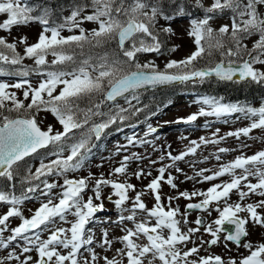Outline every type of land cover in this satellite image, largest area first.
I'll list each match as a JSON object with an SVG mask.
<instances>
[{
    "label": "snow or ice",
    "instance_id": "obj_1",
    "mask_svg": "<svg viewBox=\"0 0 264 264\" xmlns=\"http://www.w3.org/2000/svg\"><path fill=\"white\" fill-rule=\"evenodd\" d=\"M257 5H264V0H212L207 8L201 0H195L194 7L204 13L202 17L189 19L188 36L193 40L195 51L180 61L166 62L161 70L151 61L138 62L139 54L160 53L162 42L154 31L158 18L171 22L180 17H191L188 7L177 3V0H168L167 7L172 9L171 13L166 11L163 0H91V14L81 18L88 5H77L62 24L55 26L44 5L37 9L23 4L22 0H0V14L7 16L0 22V30L10 33L13 26H26L33 22L43 26L37 42L27 45L26 37L20 38L19 42L25 45L23 55L17 52L15 42H8L0 36V78L18 77L15 80L0 79V203L9 206L0 212V234L11 233L0 240V249H8L13 242H18L19 247V254L15 249L8 252L0 259V264L8 261H17L18 264H80L84 252L90 253V257H84V264H97L95 247L107 250L112 242L107 231L102 234L100 242H96L89 225L99 219L98 213L109 211L105 202H110L119 212L115 223L132 222L133 227L122 228L125 234L118 240L123 246L116 250V256L102 257L103 264H154L157 260L159 264H264V243L254 245L247 241L249 233L245 227L250 221L264 227V217L258 211L264 210V199L243 203L250 195L264 198V150L252 156L241 154L233 161L221 164L209 175H205L209 169H200L196 172V177L200 178L197 183L225 175L231 179L213 184L206 190L179 192L175 197L169 196L167 204L161 197L162 183L177 188L168 169L175 168L180 173L182 169L176 166L177 161L195 154L201 144H217L224 137L217 139V133H213L212 138L200 137L199 143L190 141L187 150L177 155L168 152L167 158L172 163L158 168V174L143 191H136V186L128 182V161L142 159L136 153L123 157L119 166L107 176L101 174L96 178L91 172L79 178L67 175L77 173L85 166L95 146L93 137L99 141L105 130L113 125L122 131L119 125L144 111L146 105L137 106L141 89L172 83H203L212 78L233 84L249 81L264 84V71L254 67L264 65V16L257 12ZM225 12L231 13L230 23L213 29L210 22ZM84 21L93 22L97 27L86 31L80 27ZM64 29L69 32L77 29L79 34L63 36ZM161 31L169 33L172 29L161 26ZM253 34H258L259 38L248 50L242 41ZM110 44H114L118 51L109 53L105 50L94 58L83 54L85 48L94 50ZM214 53L219 54L218 59H212ZM49 55L53 57L50 62L47 60ZM205 57L208 63L199 66V61ZM24 59L33 60L34 67H23ZM50 65L55 68L51 69ZM33 73L41 77L36 85L27 78ZM11 89L23 90L24 100L18 99ZM57 89L58 94L54 95ZM119 98L127 107L118 103ZM29 99L30 103L25 104L24 101ZM195 103L201 106L197 112L174 123L190 124L201 116L219 119L243 113L246 118L258 119H253L247 127L229 132L228 136L239 139L247 137L254 129H264V106L254 108L226 103L222 97L215 96L199 97ZM105 107L108 109L106 112L103 110ZM42 110L50 111L63 130L54 131L52 125L42 130L35 115ZM11 113H16V116H11ZM94 117L101 119L96 121ZM75 130H80L79 136ZM157 131L149 124L144 135ZM127 140L132 146L148 143L135 135ZM40 149L50 151L45 154V159L40 160L35 171L21 164ZM226 151L225 148L218 149L219 153ZM49 156L55 159H47ZM164 159V156L160 157L161 161ZM215 159L219 161L220 155ZM237 169L241 171L237 173ZM132 175L140 180L152 176V173L141 168ZM250 177L257 182L252 183ZM18 178L21 187L17 194ZM186 179L193 180L194 177L187 176ZM105 188L110 189L107 195L104 194ZM130 192L135 195H129ZM147 192L154 199L151 208L142 200ZM234 192L238 200L232 202L231 194ZM37 195L44 197V201L30 218H25L20 206ZM180 198L198 199L199 202L187 203L181 213L179 208L171 205L173 200ZM196 211L205 215L197 216L191 222L195 226L184 231L181 223L188 225L189 215ZM213 212L217 217L207 219ZM240 213H247V216L242 217ZM138 214H143L139 222ZM178 215L183 217L182 221L176 218ZM69 216L74 219L69 220ZM12 217H19L22 222L9 229L8 222ZM164 229H167L166 236ZM45 232L49 234L42 239ZM197 233L201 237L198 242L193 240ZM221 233L224 241L232 242L237 250H247L248 254L239 253L238 259L230 256L227 260L220 255L201 256L204 245L208 249L217 245ZM204 235L209 239L204 240ZM141 237L147 243H137ZM189 242L193 247L187 248ZM224 247L228 248L227 243ZM33 251L37 254L35 258L27 255Z\"/></svg>",
    "mask_w": 264,
    "mask_h": 264
},
{
    "label": "rangeland",
    "instance_id": "obj_2",
    "mask_svg": "<svg viewBox=\"0 0 264 264\" xmlns=\"http://www.w3.org/2000/svg\"><path fill=\"white\" fill-rule=\"evenodd\" d=\"M203 3L206 7L210 6L212 0H203ZM264 5H257V12L264 16ZM92 12H82L81 18L83 16L89 15ZM71 14V13H70ZM68 14L66 17H68ZM7 18L6 15L0 14V22H3ZM230 19L228 17H216L213 19L210 24L213 29H218L223 24H229ZM159 26L170 27L172 31L170 32V40L169 46L165 48L163 52L160 54L156 53H144L139 55L138 62L146 63L153 62L158 69H163L166 62L170 60L180 61L187 56H189L193 51H195V45L193 44V40L188 36V30L190 27L189 20H180L174 22H167L164 25V22L160 20ZM80 27L85 29L86 31H91L96 28L97 25L93 22L84 21L80 24ZM43 26L30 23L26 26H13L11 32H5L0 30V36L5 37L8 42H15L17 44V52L23 55V49L25 47L24 44H21L20 38L26 37V44L31 45L37 42L40 33L42 32ZM79 31L74 29L73 32H69L67 29L62 31L63 36H69L72 34H78ZM258 34H254L252 37H248L244 40V44L251 50L253 44L258 39ZM175 48V51L172 49ZM53 59L52 56H48L47 60L50 62ZM23 66L25 68L31 69L34 67V62L31 59H24ZM258 71H264V65H255L254 66ZM18 77H11L6 80H15ZM33 85H36L38 80L41 77H38L36 74H31L27 77ZM10 91H15L18 99L24 100L23 90L11 89ZM57 92L54 93L58 94ZM46 98V97H45ZM191 98V97H190ZM188 97H183L178 99L176 106L170 107L169 109L162 111L155 118H153L149 124L153 127L157 128L158 131L154 134L148 135L145 137V132L148 130H142L137 133H134L135 137L146 139L148 143H137L135 146L128 145L127 138L124 139L120 132H117L112 138H108L105 140L104 148L99 151L97 154H89L91 158L86 160L85 166L77 173H68L69 178H79L81 176H87L89 172L93 173L96 178H98L101 174L105 176L115 167L119 166L120 161L125 156H131L132 153H136L138 156L142 157L140 160L131 159L128 161V182L132 183L136 186V191H143L145 185L149 183L151 179H153L158 173L157 169L164 166L165 164H171L172 162L167 158V153L171 152L172 155H177L183 151L187 150V147L190 146V141H197L199 143L200 137L212 138L213 133H217V139L219 137H224V139L219 140L217 144H201V146L197 149L195 154L187 156L182 161H177L176 166H178L182 171L177 173L175 168H169L168 172L172 174L174 177V183L177 185V188L173 189L166 183H162L161 185V197L162 201L167 204L169 196H177L179 192L183 191H193V190H206L213 184L222 183L224 181H230L231 177L228 175L217 178L216 180L197 183L199 177H196V172L200 169H209V172H206L205 175L211 174V171L218 170L221 164H227L233 161L237 156L243 154L245 156H252L255 153L264 150V129H254L247 137L241 136L237 139L235 136H228L229 132H235L238 129L247 127L250 125L252 120H241V118H237L236 120L233 118L234 116H226L224 117L223 123H207L205 119L211 118L210 116H201L198 119L190 124L185 123H174V121L186 118L192 113H195L201 107L199 104L195 103L197 99L190 100ZM25 104L30 103V99L24 101ZM118 103L122 106L127 107L124 100L121 99ZM36 119L39 127L42 130H47L48 125H52L54 131H62V126L59 124L57 119L53 116L50 111H40L35 113ZM229 120V121H228ZM231 120H234L231 122ZM225 121H228L227 123ZM87 129H85L86 131ZM217 130H219L217 132ZM80 135V132L77 133V136ZM126 135H132V132H128ZM245 145H247L245 147ZM121 146H126V148H122ZM219 148H225L228 151L224 153H219ZM68 153L65 152V155ZM95 155V156H94ZM216 155H220L221 159L217 161L215 159ZM164 156L165 159L163 161L160 160V157ZM207 158V159H206ZM50 159H55V157H51ZM151 161H156L155 164H152ZM47 162V161H46ZM38 164L34 165V170ZM143 168L146 172L150 171L152 176L144 177L140 180H137L132 174L139 169ZM237 173L241 170L237 169ZM187 176L194 177L193 180L186 179ZM115 178V177H113ZM167 178V173L165 175ZM120 179H124V177H120ZM252 183H256V179L250 177L249 178ZM51 181V178H50ZM62 183V179L60 180ZM58 191V190H57ZM110 189L105 188L104 194H109ZM88 195H91L89 192ZM129 195L134 196L135 193H129ZM87 196H85V199ZM44 197L35 196L33 200L25 201L24 204L20 206L21 213L25 218H30L33 214L34 210L37 209L41 202L44 201ZM260 199H264L259 196L250 195L245 198L243 201L244 204L247 203H255ZM142 200L146 203L148 208H151L154 204V199L150 192L145 193L142 196ZM238 200V196L234 193L231 194V201L235 202ZM190 202H199L198 199L194 200H185L183 198L175 199L171 202L172 207L179 208L180 212L183 213L184 207L187 203ZM130 206V204H129ZM221 206H223L221 204ZM8 205L0 203V212L6 211ZM105 207L109 210L106 212L98 213L99 219H97L93 224H90L89 227L92 228V232L95 237L96 242H100L102 234L107 231L108 239L111 240L112 244L110 248L105 250L104 248H100L99 246L95 247V251L98 253L97 264H103L102 257L108 256L112 258L116 256V250L120 249L123 245L119 242L118 238L124 235L125 233L122 231V228H132V222H125L124 224L118 225L114 221L118 219L119 212L114 208V206L110 202H105ZM167 210V209H165ZM262 217H264V210H258ZM128 213H124L127 215ZM204 213L192 212L188 220L190 223L188 225H184L181 223V228L186 231L187 227L195 226L194 222L197 216H204ZM242 217H246L247 213H240ZM143 214H138L137 221L139 222L142 219ZM217 217V213L213 212L212 217L207 219H215ZM179 220H183V217L178 215L176 217ZM69 220L74 219L69 216ZM21 219L19 217H12L8 222L9 229L17 227L21 223ZM154 223V221H152ZM64 227H69V225H63ZM246 230L249 235L246 240L252 242L254 245H258L260 243H264V227L260 225H256L253 222H249L246 226ZM164 235H167V229L163 230ZM10 231H6L3 234H0V240L6 239L10 235ZM49 233L45 232L41 235L42 239H46ZM223 233H221V240L217 245H213L210 249H208L207 245H204V248L201 250V256L207 255H220L225 260L228 257L239 258V253H243L244 255L248 254V251L240 248L237 250L236 246L229 241H224L222 239ZM200 237V233H197L193 240L198 242ZM204 240L209 239L207 235L202 237ZM137 243L144 244L147 243L146 239L141 237L136 240ZM227 243L228 248H225L224 245ZM183 247V246H180ZM193 247V243L189 242L187 244V248ZM15 249L16 253L19 254L18 242H13V244L8 249H0V259H3L7 256L8 252H12ZM231 249V251H229ZM66 252V250H63ZM27 255H31L34 258L36 257L35 251L28 253ZM90 257L89 252H84L80 257V264H84V257ZM120 257H117L119 259ZM150 258V257H149ZM7 264H18L17 261H8ZM146 264V262H145ZM154 264H159V261H155Z\"/></svg>",
    "mask_w": 264,
    "mask_h": 264
},
{
    "label": "trees",
    "instance_id": "obj_3",
    "mask_svg": "<svg viewBox=\"0 0 264 264\" xmlns=\"http://www.w3.org/2000/svg\"><path fill=\"white\" fill-rule=\"evenodd\" d=\"M163 2L166 6V11L171 13L172 9L170 7H167L168 0H163ZM192 2L193 1L191 0H177V3L185 4L188 7V11L191 13V16L202 17L204 15L203 10L194 7L195 3ZM22 3L28 4L29 6L37 9L40 8L41 5L46 6L54 21L53 26H55V24H62L65 20L66 14L71 13L72 10L77 5H81V6L88 5V7H86L83 12L93 11V8L91 6V0H22ZM224 15L226 16L231 15V13L225 12L223 15H217V16H224ZM184 17H189V16H184ZM160 20L166 22V20L162 18H158L154 31L159 35V38L162 42L160 52H163L165 50V47L168 46L170 40V32L163 33L161 31V26H159ZM242 43L244 44L243 41ZM105 50H107L109 53H115L116 51H118L115 48L114 44H110V45H105L104 48H97L94 50H89L88 48H85L83 54L84 56H88L90 54L94 58L98 54H103ZM79 51L80 50L77 49L78 54ZM218 56H219L218 53H214L212 59H218ZM207 63H208V58L205 57L204 59L199 61V66L203 67ZM50 68L54 69L55 66L50 65ZM184 92H187L188 94L196 95L197 97H202V96L222 97L223 102L226 103H239L241 105H247L251 107L264 105V84H256L255 82H251V81L247 83L241 82L240 84H233L232 82H220L212 78L206 80L203 83H191V82L184 84L180 83V85H175L171 88L160 89L152 92L145 91L139 93L140 100L137 106L143 107L146 105L147 107H145L144 111L140 113L137 117H133L131 120L125 122L122 125H130L133 123L135 124V123L144 122L145 120L155 115L163 105L171 101H174L176 97L183 94ZM103 110L106 112L108 109L105 107ZM10 115L15 117L16 113H11ZM93 119L99 121L101 118L94 117ZM114 127H117V125H113L111 128L106 130H110ZM85 129H87V126L85 127ZM75 131L76 133L80 132V130H75ZM42 156H45V154H43L42 152L38 153L34 156L35 158L25 159V161H22L21 164L32 168L31 165L32 161L35 159L37 160L44 159V157ZM20 187H21V182L20 179L18 178L16 182L17 194L19 192Z\"/></svg>",
    "mask_w": 264,
    "mask_h": 264
},
{
    "label": "water",
    "instance_id": "obj_4",
    "mask_svg": "<svg viewBox=\"0 0 264 264\" xmlns=\"http://www.w3.org/2000/svg\"><path fill=\"white\" fill-rule=\"evenodd\" d=\"M172 84H173V83H172ZM165 85H171V84H164V85H162V86H165ZM158 86H161V85H158ZM158 86H155V87H149L148 89L156 88V87H158Z\"/></svg>",
    "mask_w": 264,
    "mask_h": 264
},
{
    "label": "bare ground",
    "instance_id": "obj_5",
    "mask_svg": "<svg viewBox=\"0 0 264 264\" xmlns=\"http://www.w3.org/2000/svg\"><path fill=\"white\" fill-rule=\"evenodd\" d=\"M58 3V2H57Z\"/></svg>",
    "mask_w": 264,
    "mask_h": 264
}]
</instances>
